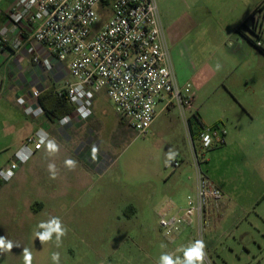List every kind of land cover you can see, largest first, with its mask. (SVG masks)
<instances>
[{"label": "rangeland", "instance_id": "1", "mask_svg": "<svg viewBox=\"0 0 264 264\" xmlns=\"http://www.w3.org/2000/svg\"><path fill=\"white\" fill-rule=\"evenodd\" d=\"M155 1L177 82L194 94L201 127H216L213 144L201 148L200 125L190 113L184 121L174 103L165 109L166 101H158L151 127L138 133L99 93L89 125L98 144L97 165L86 150L77 154L63 143L45 158L44 189L31 190L27 183L0 188V236L20 245L0 253V264H24L25 247L33 264H53V252L60 253V264H158L164 253L182 258L177 249L198 239L206 245L204 264H264V55L249 41L264 47V38L251 32L253 18L264 9L249 19L264 0ZM170 149L178 167L164 163ZM195 157L222 193L223 214L209 218L201 234L190 226L175 242V233L166 235L159 226L158 214L160 206L176 211L174 195L193 194ZM69 158L78 162L74 170L65 167ZM49 163L56 166L55 179ZM29 201L40 204L35 212ZM52 217L68 228L59 248L55 236L42 244L34 235Z\"/></svg>", "mask_w": 264, "mask_h": 264}, {"label": "built area", "instance_id": "2", "mask_svg": "<svg viewBox=\"0 0 264 264\" xmlns=\"http://www.w3.org/2000/svg\"><path fill=\"white\" fill-rule=\"evenodd\" d=\"M8 25L0 28V48L8 44L18 50L24 41L32 43L31 62L50 72L52 59L66 63L72 81L57 91L73 106L70 114L60 118L64 126L74 116L87 120L93 115L95 97L104 92L127 125L145 133L155 119L158 101L165 109L175 104L187 122L194 115V94L189 85L180 86L173 72L157 4L155 0H16L7 12ZM264 21L256 32L264 38ZM257 45L262 46L260 41ZM39 91L31 93L37 102ZM26 115L38 117L43 109L16 100ZM216 141L223 143L222 136ZM210 137L207 145L203 137ZM214 128H201L197 134L202 149L211 147L216 137ZM50 135L36 129L14 152L12 161L0 167V181L12 179L7 173L26 163ZM44 141L41 144V141ZM40 144V147L37 145ZM196 183L187 205L177 209L163 206L158 214L165 234H177L184 227L196 225L201 234L211 213L218 211L222 200L219 188L202 174L195 157ZM178 167L177 160L172 161Z\"/></svg>", "mask_w": 264, "mask_h": 264}, {"label": "crops", "instance_id": "3", "mask_svg": "<svg viewBox=\"0 0 264 264\" xmlns=\"http://www.w3.org/2000/svg\"><path fill=\"white\" fill-rule=\"evenodd\" d=\"M15 1L0 0V28L8 25L7 12ZM11 39L12 36H9L8 44L0 48V167L7 166L12 161L14 152L25 138L39 128L45 130L50 135L49 140H55L58 146L63 143L71 144L77 154L86 150L90 162L97 165L100 161V154L97 153L96 159L93 160L92 147L94 145L98 147V144L97 142L94 143L95 140L92 135L94 129L89 127L95 122L94 111L87 120H79L73 116L68 124L60 126L59 119L51 121L45 115V103L41 105L39 98L36 102L31 96L34 90L39 91V96L48 89H53L56 94L57 91L64 88L67 82L72 81L66 63L52 59L53 69L46 73L41 67L31 62L30 49L34 47L32 43L24 41L20 49L14 50L11 47ZM18 98H23L27 106L36 108L39 105L43 109V114L38 117L26 115L23 106L16 102ZM87 134L91 136L87 137ZM46 143L26 163L17 167L10 181H0L2 184L0 188L13 190L27 183L31 190L44 189L45 158L49 156L45 147ZM195 183L196 176L191 180L190 193H194ZM173 197L172 200L179 205L177 209L187 205L184 195L180 199L177 195ZM9 202L10 204L13 203L11 200ZM27 204L30 212H35V205L40 206L34 201H29ZM222 206H224V202L221 203L220 210L216 211L217 214L213 212L210 217L211 220L220 219L223 214ZM42 207L43 204H41ZM174 208L173 206L172 211ZM189 230L191 227L182 228L180 232L174 235L173 240L175 242L179 239L182 240Z\"/></svg>", "mask_w": 264, "mask_h": 264}, {"label": "clouds", "instance_id": "4", "mask_svg": "<svg viewBox=\"0 0 264 264\" xmlns=\"http://www.w3.org/2000/svg\"><path fill=\"white\" fill-rule=\"evenodd\" d=\"M221 68V65L219 63L216 64L215 70L219 71ZM205 144L207 145L210 143V137L205 135L203 137ZM44 141H41V144H43ZM37 147H40V144L37 145ZM46 151L49 155H54L59 152V146L55 142V140H48L46 145ZM98 148L94 145L92 147V159H96V155L98 152ZM177 153L173 150H169L168 153L165 155V165H168L175 159V156ZM77 161L74 159H66L64 161L65 167H67L69 170H74L77 167ZM48 171L50 173V176L52 179H55L57 176V170L54 163L48 164ZM13 173L9 171L7 173L8 177H11ZM38 227L42 229V231H37L34 233L35 237L39 239V241L43 244L49 241H52L53 236H55V246L57 248L62 246L63 243V237H65L68 233V228L63 225L61 219L59 217H52L47 221H42ZM13 247H20L19 244H14L13 241L6 239L5 236H0V253L4 252H11ZM206 245L203 240H196L194 243H190L186 247L178 248L177 252H183V257L175 256L174 253H164L161 254L159 257L158 264H204V261L206 259ZM23 255V261L24 264H33V254L32 251L25 247L22 251ZM51 259L53 261V264H60V253L59 252H53L51 255Z\"/></svg>", "mask_w": 264, "mask_h": 264}, {"label": "trees", "instance_id": "5", "mask_svg": "<svg viewBox=\"0 0 264 264\" xmlns=\"http://www.w3.org/2000/svg\"><path fill=\"white\" fill-rule=\"evenodd\" d=\"M262 9H264V2L256 9V11L250 14L249 19H252L257 14V12L262 11ZM251 32L253 33V35L256 36L258 40L261 38L259 34L255 31L254 27L252 28ZM261 32H264V30H262ZM249 41L259 53L264 55V47L257 45V43L253 40ZM39 101L41 105H44L45 103V115L51 121H54L55 119H60L65 115L70 114L73 110V106L68 103L65 95L58 97L57 94L54 93L53 89H48L43 94H41L39 96ZM192 118L197 124L200 125V127L202 126L200 120L196 115H194Z\"/></svg>", "mask_w": 264, "mask_h": 264}, {"label": "flooded vegetation", "instance_id": "6", "mask_svg": "<svg viewBox=\"0 0 264 264\" xmlns=\"http://www.w3.org/2000/svg\"><path fill=\"white\" fill-rule=\"evenodd\" d=\"M252 21H253L255 28L257 26H260L262 22L264 21V13L263 14L260 13L257 17H254Z\"/></svg>", "mask_w": 264, "mask_h": 264}]
</instances>
